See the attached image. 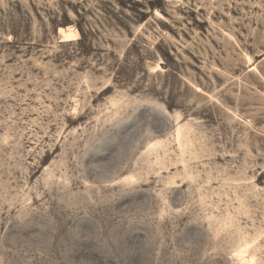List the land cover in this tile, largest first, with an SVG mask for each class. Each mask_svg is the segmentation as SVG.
Listing matches in <instances>:
<instances>
[{
    "label": "rangeland",
    "instance_id": "obj_1",
    "mask_svg": "<svg viewBox=\"0 0 264 264\" xmlns=\"http://www.w3.org/2000/svg\"><path fill=\"white\" fill-rule=\"evenodd\" d=\"M0 264H264V0H0Z\"/></svg>",
    "mask_w": 264,
    "mask_h": 264
}]
</instances>
